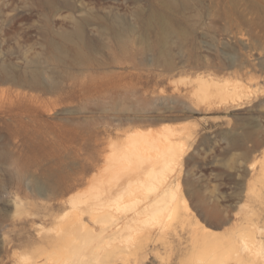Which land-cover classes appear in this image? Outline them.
<instances>
[{
    "label": "rangeland",
    "instance_id": "1",
    "mask_svg": "<svg viewBox=\"0 0 264 264\" xmlns=\"http://www.w3.org/2000/svg\"><path fill=\"white\" fill-rule=\"evenodd\" d=\"M98 191L264 223V0H0V264H59L60 219ZM134 228L110 241L128 260ZM155 245L146 264L192 254Z\"/></svg>",
    "mask_w": 264,
    "mask_h": 264
},
{
    "label": "bare ground",
    "instance_id": "2",
    "mask_svg": "<svg viewBox=\"0 0 264 264\" xmlns=\"http://www.w3.org/2000/svg\"><path fill=\"white\" fill-rule=\"evenodd\" d=\"M84 25L78 21L74 31L65 34L66 38L84 39ZM164 42L160 39L157 44ZM91 192L85 193L88 195ZM98 193L99 198L92 204L86 202L71 215L60 219L57 230V240L61 243L59 264H146L150 256L159 253L155 245L158 242L164 249L178 250L183 257L191 252L187 262L181 258V264H264L263 217L254 209L240 219L242 224H234L231 231L218 234L217 230L203 225L192 213L184 191ZM210 205V211L215 215L222 212L218 205ZM238 212H235L236 216ZM150 217L169 218L176 220L177 224L160 228L157 232L154 224L151 225ZM228 221V218H221L220 223L227 224ZM131 226L137 227L133 231L137 238L133 246L130 245L135 257L128 260L122 256L126 247L120 243L110 247V241L124 240ZM184 232L190 235V240H184ZM189 241L192 243L190 248ZM120 242L123 243L122 240Z\"/></svg>",
    "mask_w": 264,
    "mask_h": 264
}]
</instances>
